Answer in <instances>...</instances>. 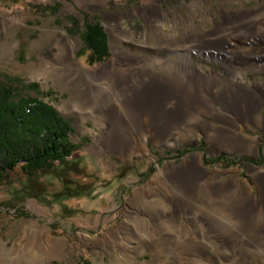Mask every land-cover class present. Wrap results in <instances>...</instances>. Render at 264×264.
Wrapping results in <instances>:
<instances>
[{
	"label": "rangeland",
	"instance_id": "rangeland-1",
	"mask_svg": "<svg viewBox=\"0 0 264 264\" xmlns=\"http://www.w3.org/2000/svg\"><path fill=\"white\" fill-rule=\"evenodd\" d=\"M263 4L264 0H0V82L17 94L43 98L70 120L69 140L76 144L71 158L79 162V169L67 174L94 186L89 197L49 204L25 198L16 205L11 190L24 176L15 168L6 179L9 184H0V264H19L22 255L28 258L25 264H264V249L212 248L218 242L198 232V202L196 215L181 213L172 199L177 191L166 192L169 184L164 177L165 170L200 153L203 163L235 167L241 177L249 178L251 164H264V133L259 127L252 132L262 138L259 154L226 153L192 126L158 143L147 133L148 150L141 153L136 130L127 126L124 103L102 76L109 67L137 62L148 74L175 75L177 85L176 77L188 71L190 83L203 86L199 88L203 94L225 91L205 87L213 82H229L236 76L259 79L217 56L216 52L232 48L256 49L226 36L229 30L217 25L223 16L238 14L236 10H255ZM84 22L98 24L106 34L107 55L92 64L80 39ZM85 71L93 76L92 85ZM195 75L200 76L198 81ZM32 83L37 92L24 87ZM102 108L108 121L98 116ZM263 116L264 106L253 116L254 122ZM119 120H124L131 140L124 152L108 145ZM238 129L245 130L241 124ZM49 180L41 178L46 189L58 190V182ZM151 185L157 193H151ZM137 193L144 198L135 209ZM62 203L77 212L62 216ZM46 235L64 244L57 256H48Z\"/></svg>",
	"mask_w": 264,
	"mask_h": 264
},
{
	"label": "crops",
	"instance_id": "crops-1",
	"mask_svg": "<svg viewBox=\"0 0 264 264\" xmlns=\"http://www.w3.org/2000/svg\"><path fill=\"white\" fill-rule=\"evenodd\" d=\"M252 9L264 10V4ZM242 10L236 11L239 13ZM257 19L247 27L237 26L231 34L234 39L252 43L256 49L232 48L225 51L227 54L216 53L230 66L239 71L242 69L248 75L256 74L259 79L245 81L236 76L229 82H213L205 87L225 91L211 94H203L199 91L203 86L195 84L200 95V109L195 114L196 120L184 123V131L190 130V126L199 129L206 139L207 135L210 136V145L226 153L238 151L248 155L259 154L262 138L252 132L258 126L260 132L264 133V116L258 123L253 120V116L264 106V14ZM188 63L189 66H195L190 61ZM187 74L190 73L187 71ZM199 77L195 75L194 81L199 80ZM186 78L192 82L190 76ZM240 124L246 131L238 129ZM148 134L153 141L152 132ZM126 147H130L129 144ZM129 149L135 150V144ZM251 165L253 168L250 169L249 178H244L240 176L238 168L212 167L201 160L197 192L198 232L200 237L218 242L212 248L264 249V164ZM238 241L242 243L238 245Z\"/></svg>",
	"mask_w": 264,
	"mask_h": 264
},
{
	"label": "bare ground",
	"instance_id": "bare-ground-1",
	"mask_svg": "<svg viewBox=\"0 0 264 264\" xmlns=\"http://www.w3.org/2000/svg\"><path fill=\"white\" fill-rule=\"evenodd\" d=\"M262 14H264L263 9L246 10L238 14L232 13L230 16L222 17L217 25V29L223 30V28L226 27V29L229 30L226 36H231V34L236 31L235 29H237V26L240 25V27H247V25L251 24L255 19L262 17ZM66 38L70 39L68 35H66ZM73 47L74 42H71V48L73 49ZM125 65L126 66L124 67H122L123 65L109 67L110 69L108 68L102 76L109 81L111 93L124 103L126 121L130 122V125L127 126L136 130L135 136H137V139L135 141L138 144V151L141 153L147 152V133L152 132L153 141L158 142L170 134L173 135V133H179L180 135L185 132V121L191 119L196 120L195 114H197L196 112L200 109V95L196 90L197 86H194V82L184 84V82L187 81V72H180L179 76H177L178 78L176 77L178 84L175 85L173 84L175 75L173 76L170 73H166V75L148 74L147 72L149 70L146 72L144 67L137 62H128ZM85 76L87 82L92 85L93 76L87 71H85ZM139 86H141V89ZM98 116L106 121L109 120L108 113L103 110V108L99 111ZM123 121L119 120L118 123L112 126L113 134L109 133L108 139V145H111L112 148L120 152H124L125 149L128 150L126 145L129 144L130 146L131 142L126 132L128 127L126 128ZM200 163L201 155L194 153L192 159L183 161L182 165H178L179 167L172 170H165V173L163 172L164 177L170 186L165 188L166 192L169 193L171 189H176L177 196H173L172 199L176 200L173 202L175 203V206L181 210V213H186L188 210V212L190 211L192 214L196 215V212L194 211H196L195 202H198V171ZM150 189L151 193L155 194L158 192V188H155L152 185L150 186ZM142 197L141 193L135 195L133 201L135 209H138ZM197 223L199 224V218ZM46 242L47 254L50 257L57 256L64 245L48 235H46ZM29 248H31L30 250L34 248V242H32V245ZM1 253L7 255L3 248H1ZM24 259L27 260L28 258H23L22 255L19 264H25Z\"/></svg>",
	"mask_w": 264,
	"mask_h": 264
},
{
	"label": "trees",
	"instance_id": "trees-1",
	"mask_svg": "<svg viewBox=\"0 0 264 264\" xmlns=\"http://www.w3.org/2000/svg\"><path fill=\"white\" fill-rule=\"evenodd\" d=\"M83 24L80 39L90 51L88 59L92 64L107 55L106 34L98 24ZM24 87L35 91L37 84ZM71 130L70 120L48 101L30 94H17L14 88L0 82V184H9L6 179L15 168L21 171L24 180L11 190L16 205L25 198L49 204L92 195V184L80 183L67 174L79 169V162L71 158L76 149V144L69 140ZM43 177L58 182L59 189L48 191L41 181ZM76 212L62 203V216Z\"/></svg>",
	"mask_w": 264,
	"mask_h": 264
}]
</instances>
